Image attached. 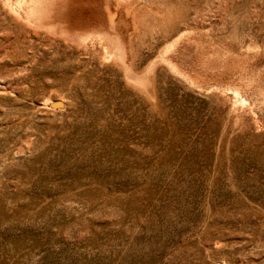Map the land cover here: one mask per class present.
Returning <instances> with one entry per match:
<instances>
[{
	"label": "rangeland",
	"instance_id": "1",
	"mask_svg": "<svg viewBox=\"0 0 264 264\" xmlns=\"http://www.w3.org/2000/svg\"><path fill=\"white\" fill-rule=\"evenodd\" d=\"M17 1L0 264H264V0Z\"/></svg>",
	"mask_w": 264,
	"mask_h": 264
},
{
	"label": "bare ground",
	"instance_id": "2",
	"mask_svg": "<svg viewBox=\"0 0 264 264\" xmlns=\"http://www.w3.org/2000/svg\"><path fill=\"white\" fill-rule=\"evenodd\" d=\"M8 1V0H7ZM75 1H77V0H75ZM84 1V0H83ZM10 2V1H9ZM62 2H64V0H18L16 3L14 2V4H12L11 3V5H13L12 7L14 8V7H16V5H18L19 7H21V6H24V5H26V6H28V7H31V10L29 9V13L31 12H34V13H39V11L40 10H43V11H46V10H48V11H51V12H55V10L57 9V5H59L60 3H62ZM68 2H70V1H68ZM80 2H81V0H80ZM79 2V3H80ZM85 2V1H84ZM8 3V2H7ZM77 3H78V1H77ZM83 3V2H82ZM97 3V2H96ZM9 4V3H8ZM74 4V3H73ZM72 4V5H73ZM87 4V3H86ZM86 4H85V6H86ZM10 5V6H11ZM84 5V4H83ZM89 5V4H88ZM87 5V6H88ZM68 6V5H67ZM74 6H75V4H74ZM76 6H78V5H76ZM71 7V6H70ZM73 7V6H72ZM90 7V6H89ZM64 8V7H63ZM81 8V7H80ZM92 8V7H91ZM70 9V8H69ZM28 10V9H27ZM71 10V9H70ZM81 11V10H80ZM80 11H78V12H80ZM91 11H92V9H91ZM28 12V11H27ZM68 12V11H67ZM76 12V11H75ZM82 12V11H81ZM71 13V12H70ZM72 13H74V12H72ZM71 13V14H72ZM35 15V14H34ZM33 16V15H32ZM36 16V18H38V16L37 15H35ZM103 16H105V14L103 15ZM30 17V16H29ZM73 17V16H72ZM69 18V17H68ZM71 18V17H70ZM69 18V19H70ZM39 19H41V18H39ZM110 19V18H109ZM66 20V19H65ZM86 20V19H85ZM97 20V19H96ZM66 21H69V20H66ZM74 21V20H73ZM84 20H79L78 21V24L80 23V24H83L84 22H83ZM113 21V19L111 18V21L110 22H112ZM46 22V21H45ZM70 22H72V21H70ZM74 23V22H73ZM49 24H50V22H49ZM70 25H71V23H69ZM89 23H87V25H88ZM69 26V25H68ZM73 26V25H72ZM85 26V25H84ZM66 27H67V25L66 24H63L62 25V28L63 29H65V30H67L66 29ZM78 27V26H77ZM81 27H82V25H81ZM74 28V27H73ZM85 28V27H84ZM69 29H70V27H69ZM77 29V28H76ZM80 30V29H79ZM82 30V29H81ZM75 31V30H74ZM77 31V30H76ZM86 31H87V28H86ZM70 32H72V31H70ZM69 32V33H70ZM83 32V30L80 32L79 31V33H77V35L80 37V38H86L87 36H88V34L87 33H82ZM73 33V32H72ZM71 35V34H70ZM99 37H101V36H99ZM98 37V38H99ZM92 38V37H91ZM88 40H89V38H88ZM200 58V57H199ZM203 58V57H202ZM202 58H200L199 60V68L197 69V71L200 73V72H203V73H205L206 71L205 70H209V67L211 68V66H208V64L206 63V60H204V59H202ZM210 60V59H209ZM211 61V60H210ZM212 63H214V62H212ZM211 65V64H210ZM219 68L220 67V63H217V65L215 66V68ZM207 70V71H208Z\"/></svg>",
	"mask_w": 264,
	"mask_h": 264
},
{
	"label": "water",
	"instance_id": "3",
	"mask_svg": "<svg viewBox=\"0 0 264 264\" xmlns=\"http://www.w3.org/2000/svg\"><path fill=\"white\" fill-rule=\"evenodd\" d=\"M63 105V101L61 99H54L50 102V106L59 107Z\"/></svg>",
	"mask_w": 264,
	"mask_h": 264
}]
</instances>
